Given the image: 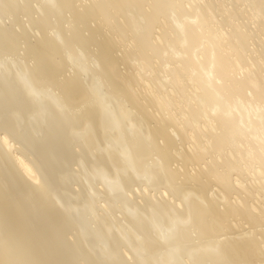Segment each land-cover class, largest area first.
<instances>
[{
	"label": "bare ground",
	"instance_id": "obj_1",
	"mask_svg": "<svg viewBox=\"0 0 264 264\" xmlns=\"http://www.w3.org/2000/svg\"><path fill=\"white\" fill-rule=\"evenodd\" d=\"M0 264H264V0H0Z\"/></svg>",
	"mask_w": 264,
	"mask_h": 264
},
{
	"label": "rangeland",
	"instance_id": "obj_2",
	"mask_svg": "<svg viewBox=\"0 0 264 264\" xmlns=\"http://www.w3.org/2000/svg\"><path fill=\"white\" fill-rule=\"evenodd\" d=\"M4 23H5V24H7V23H8V22H7V20H6V21H4ZM15 62H18V60H17V61H15ZM100 200H101V199H100ZM100 200H98V201L100 202Z\"/></svg>",
	"mask_w": 264,
	"mask_h": 264
}]
</instances>
